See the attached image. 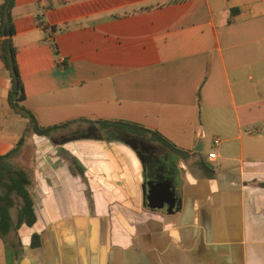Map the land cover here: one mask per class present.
<instances>
[{
  "label": "crops",
  "instance_id": "obj_1",
  "mask_svg": "<svg viewBox=\"0 0 264 264\" xmlns=\"http://www.w3.org/2000/svg\"><path fill=\"white\" fill-rule=\"evenodd\" d=\"M12 15L22 104L70 123L28 130L0 59V155L24 136L12 160L35 213L0 236V264H264V0H15Z\"/></svg>",
  "mask_w": 264,
  "mask_h": 264
},
{
  "label": "trees",
  "instance_id": "obj_2",
  "mask_svg": "<svg viewBox=\"0 0 264 264\" xmlns=\"http://www.w3.org/2000/svg\"><path fill=\"white\" fill-rule=\"evenodd\" d=\"M14 4L15 0H2L0 3V59L4 68L8 70L12 83L17 81L19 85L17 90L9 91L8 100L14 111L27 119L28 130L37 134L50 135L70 122L41 126L35 114L22 104L25 94L17 62V47L14 41L16 32L12 15ZM85 121L94 122L88 119ZM96 123L102 128H107L113 136L116 131H128L137 134L152 131L136 123L122 120H102L96 121ZM152 133L161 142L170 144L155 131ZM23 140L24 136L19 139L15 149L0 155V236L2 237L17 229L20 224L24 222L31 224L35 220L33 199L30 192L31 174L12 160L13 154L19 149ZM170 146L173 147L172 144Z\"/></svg>",
  "mask_w": 264,
  "mask_h": 264
},
{
  "label": "water",
  "instance_id": "obj_3",
  "mask_svg": "<svg viewBox=\"0 0 264 264\" xmlns=\"http://www.w3.org/2000/svg\"><path fill=\"white\" fill-rule=\"evenodd\" d=\"M19 88V85H18V82L17 81H14L13 83H12V90H17ZM195 150H197V151H200V150H202V146H201V144H199L198 145V147L195 149ZM165 174H167V172L165 171V170H161V172H160V175H165ZM164 181V180H163ZM160 182V184H162V183H166V182ZM170 188H171V186H170ZM169 188V189H170ZM155 189H158V188H156L155 187ZM169 189L168 188H159V190H162L161 192H150L151 194L153 193V196L154 195H158V197H164V196H168V195H170L169 194ZM155 191V190H154ZM165 201V200H164ZM163 203H161V205H162Z\"/></svg>",
  "mask_w": 264,
  "mask_h": 264
},
{
  "label": "built area",
  "instance_id": "obj_4",
  "mask_svg": "<svg viewBox=\"0 0 264 264\" xmlns=\"http://www.w3.org/2000/svg\"><path fill=\"white\" fill-rule=\"evenodd\" d=\"M218 139H215V142H218ZM216 154L214 152L209 153V159L215 158Z\"/></svg>",
  "mask_w": 264,
  "mask_h": 264
}]
</instances>
